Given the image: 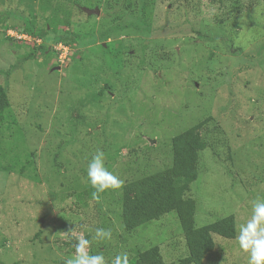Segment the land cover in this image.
<instances>
[{
  "label": "rangeland",
  "instance_id": "obj_1",
  "mask_svg": "<svg viewBox=\"0 0 264 264\" xmlns=\"http://www.w3.org/2000/svg\"><path fill=\"white\" fill-rule=\"evenodd\" d=\"M146 1L156 30L142 0H0L9 102L0 119V264H63L75 254L66 233L88 238L86 251H102L106 264L153 244L166 264H180L175 212L124 231L122 188L169 167L171 139L204 120L207 147L188 192L195 225L233 214L236 237L264 197V0ZM97 149L124 182L99 201L86 178ZM96 228L112 239H94ZM213 241L202 264H247L235 238Z\"/></svg>",
  "mask_w": 264,
  "mask_h": 264
},
{
  "label": "trees",
  "instance_id": "obj_2",
  "mask_svg": "<svg viewBox=\"0 0 264 264\" xmlns=\"http://www.w3.org/2000/svg\"><path fill=\"white\" fill-rule=\"evenodd\" d=\"M147 6L148 2L142 0L139 11L145 17L151 13ZM144 22L150 30L158 29L147 17ZM8 107L6 90L0 86V119ZM204 123L205 120L171 139L172 162L169 167L143 175L122 188L119 218L124 231H132L163 214L175 212L185 247V255L179 258L180 264H202L204 256L214 248L213 234L228 239L235 238L236 234L233 214L205 225H195V199L188 192L190 184L197 178L199 152L207 147L201 137ZM129 264L166 263L159 245L153 244L136 251Z\"/></svg>",
  "mask_w": 264,
  "mask_h": 264
},
{
  "label": "clouds",
  "instance_id": "obj_3",
  "mask_svg": "<svg viewBox=\"0 0 264 264\" xmlns=\"http://www.w3.org/2000/svg\"><path fill=\"white\" fill-rule=\"evenodd\" d=\"M86 178L94 189L91 193L93 200L99 201L100 193L108 189H120L123 180L105 166V153L97 149L88 160ZM70 232V230H69ZM113 236L110 228H96L94 239L98 241L111 240ZM64 239H75V254L65 258L63 264H106L105 256L101 252L90 254L86 249L90 240L84 235L70 236L66 233ZM239 249L247 254V264H264V197H256L251 203V216L239 227L235 237ZM111 264H129L127 252L116 254Z\"/></svg>",
  "mask_w": 264,
  "mask_h": 264
},
{
  "label": "water",
  "instance_id": "obj_4",
  "mask_svg": "<svg viewBox=\"0 0 264 264\" xmlns=\"http://www.w3.org/2000/svg\"><path fill=\"white\" fill-rule=\"evenodd\" d=\"M83 10L85 12H87L88 14L90 13H97L98 12V8H87V7H83ZM154 140H151L150 143H152Z\"/></svg>",
  "mask_w": 264,
  "mask_h": 264
}]
</instances>
